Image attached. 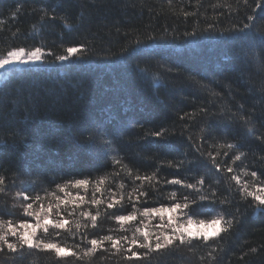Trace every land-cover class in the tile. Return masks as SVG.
<instances>
[{"label": "trees", "instance_id": "trees-1", "mask_svg": "<svg viewBox=\"0 0 264 264\" xmlns=\"http://www.w3.org/2000/svg\"><path fill=\"white\" fill-rule=\"evenodd\" d=\"M20 47L44 55L41 63L0 71V220L34 224L21 205L33 203L36 212L41 203H60L55 193L69 203H61L59 216L53 207L49 218L69 224L49 225L37 237L81 256L93 238L135 234L143 242L137 227L154 243L169 214L161 220L141 212L185 197L195 201L184 210L194 220L223 216L233 225L207 244L194 239L148 259H124L130 245L121 240L120 253L105 241L108 251L83 259L5 247L0 264H264V212L230 179L239 176L249 190L264 187V0H0V54ZM68 47L83 51L59 60ZM153 173L159 183L135 179ZM201 178L199 191L182 186ZM75 179H88L87 189L69 184L70 196L59 192ZM173 179L182 184L168 183ZM113 199L120 202L108 208ZM134 208L136 219L121 225L116 217ZM98 211L95 228L80 215Z\"/></svg>", "mask_w": 264, "mask_h": 264}, {"label": "snow or ice", "instance_id": "snow-or-ice-1", "mask_svg": "<svg viewBox=\"0 0 264 264\" xmlns=\"http://www.w3.org/2000/svg\"><path fill=\"white\" fill-rule=\"evenodd\" d=\"M247 0H245V3ZM185 15H190L189 13H186ZM249 19H253V17H249ZM249 25H245V28H248ZM83 49L77 48V47H68L66 49L67 55H59L57 58L61 61L68 60L70 56L76 55L78 53H81ZM44 53L41 48H35L32 51H28L26 53L25 48L20 47L19 49H12L7 51L5 54H0V69H5L8 66L12 65H27L30 63H35L37 61H40L43 57ZM248 131L251 133L252 128L250 127ZM156 135H161L160 133H156ZM220 149L227 148L228 150L236 149L237 146L234 144H221L219 145ZM219 151L217 152V155H219ZM209 157L211 158L213 164L215 165L216 160L215 157L212 156L211 153H208ZM242 156H244V153L240 152L239 154H235L232 160V163H235L236 161H240ZM117 163H120V161H116ZM217 170H219V165H216ZM129 175H131V170H128ZM227 172L231 173L233 172V169L231 167L227 168ZM251 175L253 178H256L257 174L256 172L248 173L245 171V175ZM137 180L145 181L148 183H151L153 181H156V174L153 173L151 176H140L137 175L135 177ZM231 180H234L236 184L241 185L240 191L243 192L244 198H252V200L255 203V206L260 211L264 212V187L260 186V184L253 183L252 188L253 190H249V186L247 183L241 184V180L239 176L233 175L230 178ZM105 181L104 179H100L97 183V186L95 188V191H100V184H103ZM5 183L4 178L0 177V186H3ZM90 181L88 179H75L73 181H70L64 185H58V190L61 193H65V196H70L71 193L67 191L69 184L74 188H84L87 189ZM156 183H159V181H156ZM170 184H182V181L179 179H173L168 181ZM204 180L203 178L199 179L197 181V184H183L182 186L189 189H194L196 191H199L198 185H203ZM264 183V182H261ZM123 187V185H121ZM140 187H143V184L140 185ZM5 189L3 187H0V192H3ZM138 189H134L133 191H137ZM21 193H17V198L21 197ZM56 201H59L60 203H56L53 205L52 203H49L47 208H45L44 204L39 205V209L36 212H33V203H27L26 205H21L23 207V214L26 216H34L35 217V223L34 224H28L25 222H21L18 224V226H13L12 221H2L0 220V253H2L5 249L9 252L15 253L18 251V249H22L25 246H27L28 249L36 248L43 251H52L55 253V256L57 259H65L68 256H73L76 259H83L84 257H92L99 249H103V244L105 241L111 242V247L113 249H116V253H120L121 248H123V245H120V241L124 240L128 245L125 250V255L123 256L126 260H142V259H148V257L152 253H160L164 250H167L169 248H173L176 246H182V245H191L192 241L194 239H200L203 241V243L207 244L208 241L212 238L218 237L221 232H227L233 225L232 220H224L223 216H218L210 219L209 221H205L203 219L200 220H194L191 216H188L187 212L184 211L187 209L190 205V203H195V201H188L187 197L184 198V202L181 203L180 201L175 202L170 208L168 207H151L148 209H145L143 212H141V215L144 217H148L150 214H158L160 215L161 220L164 219L165 214H169L167 217V224H161L158 225L157 228L159 229L158 233H153L152 236H154V243L153 239L150 238V234L146 231H142L139 227L135 229V233H139L141 236H143V242H140L137 240L136 235L134 234L132 239L129 240L128 237H120V238H114L111 235L101 237L98 239H90L88 240V244L91 245L90 248L87 250H81L82 256L78 255L76 252L72 251L66 246H61L58 243L48 240L45 241L42 238L37 237V231L42 230L43 233L47 234L49 230V225L51 227L56 229H64L66 225L69 224V221L66 219H63L62 217L60 219H57L55 222H53L52 219H50V214L53 211V207L57 209V215L59 216V209L60 205L67 204L69 201L67 199H61V197L56 196L55 193H51ZM147 193L141 191L139 193V196H146ZM176 192H172L170 194V197L175 200L176 199ZM94 196V194H93ZM139 196L136 197V199H139ZM23 200L27 201L29 200V196L23 195ZM124 197L121 195L120 199L122 200ZM132 194H129V201L131 202ZM36 201H39L41 198L39 196L35 197ZM75 199H79L83 201V197L77 196ZM201 200L206 199L205 197H200ZM74 202V201H73ZM119 200L113 199L112 203H108L107 207L112 208L114 206V203H119ZM92 203L99 204L101 201L95 200L93 198ZM15 207V205H13ZM179 210L180 215H183L187 217L183 222H178V217L173 216L170 213H177ZM136 211L138 209L133 210V212L129 215H118L116 219L118 222L123 225L126 221H133L136 219ZM70 215L72 213H69ZM84 217H91V226L95 228L97 217L100 215V212L98 211L96 215H91L88 212H82L80 214ZM194 226L197 230H193ZM17 227L19 229H22V231H17ZM75 227L77 229H80L82 225L79 221L75 222ZM83 227H87V225H84ZM165 228H170L171 231H165ZM212 229V231H207L206 229ZM123 230V229H121ZM9 235L16 238L15 242L9 241ZM87 234L85 233V236ZM119 245V247H118ZM137 247L139 249H146L147 251L140 253V252H134L132 251V247ZM104 251H108V249H103ZM214 251V250H213ZM255 251V249H253Z\"/></svg>", "mask_w": 264, "mask_h": 264}, {"label": "rangeland", "instance_id": "rangeland-1", "mask_svg": "<svg viewBox=\"0 0 264 264\" xmlns=\"http://www.w3.org/2000/svg\"><path fill=\"white\" fill-rule=\"evenodd\" d=\"M28 51H26V53H27ZM44 53V52H43ZM42 60H43V57H42V59L40 60V61H37V62H35V63H30V64H27V65H19V64H17V65H12V66H8V67H6L5 69H0V71H3V70H6V69H9V68H13V67H24V66H28V65H34V64H38V63H41L42 62ZM194 231L195 230H197L196 229V227L194 226V229H193ZM207 231H212V229H206Z\"/></svg>", "mask_w": 264, "mask_h": 264}]
</instances>
